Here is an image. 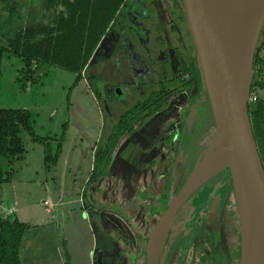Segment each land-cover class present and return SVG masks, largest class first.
<instances>
[{"label": "rangeland", "instance_id": "rangeland-1", "mask_svg": "<svg viewBox=\"0 0 264 264\" xmlns=\"http://www.w3.org/2000/svg\"><path fill=\"white\" fill-rule=\"evenodd\" d=\"M59 1L0 0V48L4 49L0 60V110H26L33 132L50 139L52 148L65 136L58 163L45 165L42 146L33 144L17 123L0 119V135L7 141L0 166L10 188L4 203L20 216H28L31 223L35 216L46 215L42 202L55 204L58 193L59 199L69 204L60 208L66 207L70 217L66 226L62 223L68 264H146L147 239L169 206L168 191L173 200L216 138L201 79L200 86L180 87L169 69L187 67L196 53L188 16L185 13L179 17L174 7L179 1L185 10L184 0H150L152 16L147 14L148 25L137 26L141 44L137 40L136 53L147 69L138 78L141 84L132 88L133 94L122 90V99H117V89L106 90L114 79L131 76L130 64L136 67L128 57L126 42H121L122 34L116 38L111 30L106 35L102 50L90 59L84 80L76 84L70 72L27 63L8 52L7 40L16 31L52 26L57 12L64 10ZM128 1L132 13L134 8L135 14H144L139 3L147 0ZM162 31L170 34L171 41L165 44L158 37L157 42L150 39ZM126 38L133 41L129 34ZM109 45L113 49L106 55L104 47ZM163 54L168 60H162ZM259 56L264 60V43ZM189 72L188 68L182 73L184 81L191 77ZM139 87L140 91L136 89ZM174 87L180 93L170 98ZM151 94L157 102L153 98V103H147ZM251 94L257 97L256 102L264 103V76L256 78ZM133 126L136 128L131 136ZM64 159L68 162L66 170ZM144 161L146 169L138 167ZM116 164L120 165L118 169ZM55 171L59 184L53 181ZM0 189L6 191L8 186L3 184ZM0 222L5 221L0 218ZM114 243L122 254L117 260L113 256L114 251L118 253ZM157 263L241 264L239 220L226 171L201 186L175 214Z\"/></svg>", "mask_w": 264, "mask_h": 264}, {"label": "water", "instance_id": "water-1", "mask_svg": "<svg viewBox=\"0 0 264 264\" xmlns=\"http://www.w3.org/2000/svg\"><path fill=\"white\" fill-rule=\"evenodd\" d=\"M234 1L184 0L214 121V143L219 145L221 157L199 176L195 175L198 164L192 170L147 239L146 264H158L163 239L177 211L201 186L224 171L230 175L239 220L241 264H264V169L247 109L264 10L257 20L243 22L235 14ZM120 91L116 90L117 97ZM160 234L163 239L159 243Z\"/></svg>", "mask_w": 264, "mask_h": 264}, {"label": "trees", "instance_id": "trees-1", "mask_svg": "<svg viewBox=\"0 0 264 264\" xmlns=\"http://www.w3.org/2000/svg\"><path fill=\"white\" fill-rule=\"evenodd\" d=\"M124 3L125 0H60L59 6L64 10L58 12L52 26H30L16 31L13 38L7 40V50L27 63L43 64L70 72L75 76L76 84L84 80V74L96 47ZM263 43L264 25L253 58L250 94L256 78L264 76V60L259 56ZM3 51L4 49L0 48V60ZM186 70L184 69L182 73ZM182 73L172 77L176 80V84L178 81L182 82ZM189 73L193 75L191 69ZM193 81L194 79L190 77L184 85L190 88ZM170 92V98L180 93L178 89L170 90ZM157 101L155 100L154 103ZM253 106L255 107L252 110V105L248 104V115L264 169V103L258 101ZM0 119L17 123L33 144L42 146L43 163L56 165L61 155L63 135L56 142L55 148H52L50 139L38 137L33 132L30 115L26 110H0ZM135 128L136 126L132 127L131 133L135 132ZM6 142L4 135H0V157L2 158L5 156L2 149ZM7 145L10 146L9 141ZM226 172L229 174L228 171ZM5 176L0 166V185L7 182ZM171 201L168 202L169 205ZM28 230L29 226L17 220L0 222V264H21L22 240Z\"/></svg>", "mask_w": 264, "mask_h": 264}, {"label": "crops", "instance_id": "crops-1", "mask_svg": "<svg viewBox=\"0 0 264 264\" xmlns=\"http://www.w3.org/2000/svg\"><path fill=\"white\" fill-rule=\"evenodd\" d=\"M159 1H162V0H159ZM158 8H160V7H158ZM58 12H57V14H58ZM181 13L185 14V10L182 9ZM118 14L119 13L117 12L114 19L110 23L108 29L106 30L105 34L102 36L98 46L96 47V49L92 55L93 57H94V54L97 50H102L101 49L103 46L102 43L104 42L106 35L111 30L113 31L114 37L117 38V36H119V33H118L119 24H120L119 22H122V19L118 16ZM120 27H121V25H120ZM114 30H116L115 33H114ZM157 37L159 38L160 41H163L164 43H165V41L166 42L171 41L170 34H168V33L165 34V32L163 33V31H162V34L160 36L155 34L150 39L154 42H157L158 41ZM115 41L116 40H114V43H115ZM134 41H135V39H134ZM134 41H131V39H129V41L126 40V48H127L128 54H129L128 57L131 58L132 62L134 63V65L136 67H133V64H130V71L129 72L131 73V76L126 75L125 80H122L119 78L114 79L113 85L106 87L107 91H109L111 89H117V87H120L121 89H123V91H126L127 95H130V94H133L132 88H134L135 86H139L141 84L142 80L139 81L138 78L140 76H141V78L144 76L143 71L146 68H143V67H145L144 62H142L140 57L137 56V53H136L137 52V43H136L137 40L135 42ZM139 42L141 44L140 40H139ZM111 49H113V45L105 46L103 52L106 53V55H107V52H109V50H111ZM133 59H135V60H133ZM88 70H89V67H88L87 71ZM124 74L125 73L123 72V76H124ZM143 83L147 84V81L146 82L144 81ZM156 84H158V81L156 82ZM112 86H113V88H111ZM145 87H147V85ZM136 89L140 91L141 87L136 88ZM160 89L162 90V88H160ZM173 89H176V87H174ZM162 93L163 92H161L159 95H162ZM117 94L119 95L120 99L125 97L124 94L122 93V90ZM155 97L156 96H152V94H151L147 99V103H151L152 101L154 102L155 99H157ZM153 98H154V100H152L150 102V100ZM10 110H19V109H10ZM134 133L135 132H133L131 134V136ZM64 141H65V138H64ZM119 159H121V157H119ZM63 165H64L65 170H66V165H68V162H66V159H64ZM116 166H118L117 169L120 167V165H118V164H116ZM140 166H142L144 169H146L145 161H144V164H140L138 167H140ZM56 171H55L56 175H55L53 181L56 180V181H58V184H59V178L60 177L57 176ZM186 171H187V169L185 168L182 175H181V179L184 177V174L186 173ZM145 173H143V174H145ZM11 180H13V177L11 178ZM65 181H67V175L65 176ZM12 182L14 183V180ZM63 182H64V180H63ZM5 184L8 186L9 190L7 189L6 191H3L2 189H0V218H2L4 221H7V222H12L13 220H17L18 222L29 226V230L26 232V234L24 235V238L22 240V247L20 250L21 264H68V260H67L66 255H65V251L63 250V240H62L63 227H62V223L64 226H66L70 217H68V215H67L68 209L66 207L62 208V209H60V208L65 206V205H69V204L62 201L63 199L60 200L59 195L57 193V196H56L57 202L55 204H52L50 202V204L53 205V208L49 211L47 210V208H45V210H46L45 214L46 215H37V216H35V218H33L34 220L31 221V223H30L28 220V218H29L28 216H26V215L20 216L21 214H18V212L11 205H8V206L5 205L4 201L8 197V193L10 192L9 184L7 182ZM58 184H57V186H58ZM67 184H68V181L66 182V185ZM0 187H1V185H0ZM45 201H48V200H44L42 202V204ZM61 201H62V203H60ZM166 201H168V202L170 201V190L168 191V200H166ZM60 211H62V212L64 211V212L60 213ZM22 215H24V214H22ZM32 223H35V224L31 225ZM113 245H114V249L117 248L116 251L118 250V253L114 251L113 256L116 257L115 260H117V257L120 259V257L122 256V254H120V251H119L120 246L115 245V243ZM114 264H118V263L115 261Z\"/></svg>", "mask_w": 264, "mask_h": 264}, {"label": "flooded vegetation", "instance_id": "flooded-vegetation-1", "mask_svg": "<svg viewBox=\"0 0 264 264\" xmlns=\"http://www.w3.org/2000/svg\"><path fill=\"white\" fill-rule=\"evenodd\" d=\"M146 1V0H145ZM139 6L141 7V9H143V15L142 16H140V15H138V14H135V10H134V8H133V13H132V11H131V9H132V6H130V4H129V1L128 0H125V3L121 6V10H119L118 11V16L122 19V22H119L120 24H119V31H118V33H119V35L120 34H122V38H121V42H126V40L127 41H129V39H127L126 38V34H129L132 38H134L135 39V41L136 40H139L138 38H137V34H139L138 33V30H137V26L139 27L140 25H145V26H147L148 25V23H147V17L148 16H152L151 14H152V10L150 9L151 7H152V5H151V1L149 0V2H148V0L146 1V3H144V2H141V3H139ZM150 7V8H149ZM175 10H177V13H178V15H179V17L180 16H182V18H183V14L181 13L182 12V9H181V7H182V5L180 4V2L179 1H177L176 3H175ZM130 11H131V13H130ZM130 14H129V13ZM147 14H148V16H147ZM127 16H129V18H127ZM141 18V21H139V19ZM120 20V19H119ZM135 22H137V23H135ZM120 25H121V27H120ZM125 26H127L128 27V31L127 30H125ZM156 29H158V27L156 28ZM155 29V30H156ZM173 31L175 32V29H173ZM176 31H179V35L181 36V32H180V30L179 29H176ZM155 33H152V35H154ZM152 37V36H151ZM150 37V38H151ZM134 39H133V41H134ZM128 43V42H127ZM137 43V42H136ZM166 44V43H165ZM178 53L179 54H181L179 51H178ZM165 59H167L166 57H165V54H163V58H162V60H164L165 61ZM168 60V59H167ZM183 60H181L180 62H182ZM142 62H144V59H142ZM159 62V61H158ZM144 64H145V67H146V63L144 62ZM179 64H181V63H179ZM183 64V63H182ZM187 67L185 66V65H182L181 67H177L176 69H175V71H173V69H172V67H169V69L171 68V70H172V73H173V76L174 75H179V74H181L182 73V69L184 68V69H188L189 68V70L191 69L192 71H193V75L191 74V77L194 79V81H193V83L191 84V85H198V86H200V79H201V77H200V70H199V68H198V65H197V58H196V53L194 54V56H193V59H191V61H189V62H187ZM147 69V68H146ZM190 79V78H189ZM189 79H187L186 81H184V78L182 77V82H179V85H180V87H182L181 85L183 84H185V82H188V80ZM121 89L120 87H117V89ZM121 90H123V89H121ZM116 94V93H115ZM108 95V92L107 91H105V96H107ZM105 96H103V97H105ZM117 97V96H116ZM162 98V97H161ZM117 99H120L119 97H117ZM151 103H153V102H151ZM146 106H147V104H146ZM149 106V105H148ZM147 106V107H148ZM218 176V175H217ZM213 179V178H212ZM220 194H221V192H220ZM221 196V195H220ZM192 197V196H191ZM190 197V198H191ZM190 198L186 201V203L190 200ZM186 203H184V205L186 204ZM183 205V206H184ZM182 206V207H183ZM181 209V208H180ZM179 209V210H180ZM178 210V211H179ZM166 211V210H165ZM177 211V212H178ZM164 214V212L161 214V217H162V215ZM175 216V215H174ZM159 255V254H158Z\"/></svg>", "mask_w": 264, "mask_h": 264}, {"label": "bare ground", "instance_id": "bare-ground-1", "mask_svg": "<svg viewBox=\"0 0 264 264\" xmlns=\"http://www.w3.org/2000/svg\"><path fill=\"white\" fill-rule=\"evenodd\" d=\"M234 8L236 16L241 21L253 22L260 17L264 10V0H235ZM220 157L219 145L214 143L202 153V159L196 168L195 175L199 176L214 167ZM162 239V234H160L158 242L160 243Z\"/></svg>", "mask_w": 264, "mask_h": 264}, {"label": "built area", "instance_id": "built-area-1", "mask_svg": "<svg viewBox=\"0 0 264 264\" xmlns=\"http://www.w3.org/2000/svg\"><path fill=\"white\" fill-rule=\"evenodd\" d=\"M257 100V97L255 95L249 94L248 104H255ZM43 205L47 208V210H51L53 208V205L50 204V202L45 201Z\"/></svg>", "mask_w": 264, "mask_h": 264}]
</instances>
